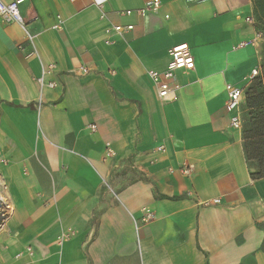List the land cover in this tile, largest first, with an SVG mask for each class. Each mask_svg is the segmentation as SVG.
I'll list each match as a JSON object with an SVG mask.
<instances>
[{
	"label": "crops",
	"instance_id": "crops-1",
	"mask_svg": "<svg viewBox=\"0 0 264 264\" xmlns=\"http://www.w3.org/2000/svg\"><path fill=\"white\" fill-rule=\"evenodd\" d=\"M153 1L29 0L31 57L24 30L0 17V264H264L247 98L235 129L225 90L262 75V44L239 47L255 37L253 0H159L144 17L123 14ZM116 25L134 29L107 35ZM181 43L195 69L176 72L162 107L150 72L169 69ZM50 64L57 87L41 88Z\"/></svg>",
	"mask_w": 264,
	"mask_h": 264
},
{
	"label": "built area",
	"instance_id": "built-area-1",
	"mask_svg": "<svg viewBox=\"0 0 264 264\" xmlns=\"http://www.w3.org/2000/svg\"><path fill=\"white\" fill-rule=\"evenodd\" d=\"M29 0H12L9 3L0 0V17L6 24H17L19 25L25 32L28 42L31 45V51L27 54L28 57L31 56H39L38 50L35 44L36 36L32 34L29 29V25L24 20L22 16L20 7L28 2ZM160 7V1L155 0L149 6L142 8L137 11L127 10L124 11L123 14L126 16H132L134 14L140 15L144 17L148 11H157ZM246 21L250 24L257 25V21L255 17L247 18ZM63 20L61 17L58 18L57 24L54 26L55 30H62ZM134 29L133 25L127 26H112L106 30L107 35L117 34L123 35L125 32L132 31ZM264 41V35L262 32L257 30L255 32V37L251 42H246L240 44L239 47H247V46H259ZM107 44H110V41L107 40ZM172 63L171 67L164 72H150V77L153 83L156 86L157 96L162 107L166 106L172 99L175 91L179 88L178 84L176 83V72L185 70L190 71L195 69V59L192 54L191 48L187 43H181L172 48L171 52ZM56 65L50 64L48 66L42 67V73L40 78H38V83L40 84L41 88L47 86L49 88H56L57 84L54 82H46V77L51 75L56 70ZM83 73H88L87 68H81ZM260 75L259 69H254L248 79V82L244 85H235V84H227L225 87L227 101H226V109L231 114V124L232 127L235 129L242 128V117H241V105L246 96L247 87L249 84L258 76ZM89 128L94 131L96 130L97 126L91 125ZM159 151H164L163 148H159ZM193 166L185 165L180 169V172L183 174H188ZM214 204H219V200H214ZM0 204V227L2 223L6 219L5 213L1 209ZM151 215H148L145 218V221L150 219ZM71 231L68 233H63L59 238V244H63L67 239L71 236ZM28 251H31L29 248Z\"/></svg>",
	"mask_w": 264,
	"mask_h": 264
},
{
	"label": "trees",
	"instance_id": "trees-1",
	"mask_svg": "<svg viewBox=\"0 0 264 264\" xmlns=\"http://www.w3.org/2000/svg\"><path fill=\"white\" fill-rule=\"evenodd\" d=\"M256 28L264 35V0H253ZM262 75L255 78L246 91L248 122L245 124L243 139L246 159L255 168L253 179L264 177V48Z\"/></svg>",
	"mask_w": 264,
	"mask_h": 264
},
{
	"label": "rangeland",
	"instance_id": "rangeland-1",
	"mask_svg": "<svg viewBox=\"0 0 264 264\" xmlns=\"http://www.w3.org/2000/svg\"><path fill=\"white\" fill-rule=\"evenodd\" d=\"M261 44H262V46H261L262 47L261 53L263 55L264 41Z\"/></svg>",
	"mask_w": 264,
	"mask_h": 264
}]
</instances>
